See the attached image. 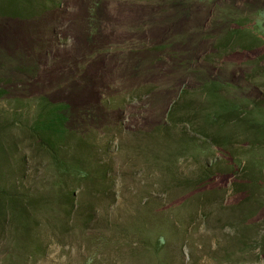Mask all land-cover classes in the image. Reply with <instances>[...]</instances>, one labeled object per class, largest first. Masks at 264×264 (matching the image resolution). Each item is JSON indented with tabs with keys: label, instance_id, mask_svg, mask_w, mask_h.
Here are the masks:
<instances>
[{
	"label": "rangeland",
	"instance_id": "rangeland-1",
	"mask_svg": "<svg viewBox=\"0 0 264 264\" xmlns=\"http://www.w3.org/2000/svg\"><path fill=\"white\" fill-rule=\"evenodd\" d=\"M19 3L0 264H264V0Z\"/></svg>",
	"mask_w": 264,
	"mask_h": 264
},
{
	"label": "trees",
	"instance_id": "trees-1",
	"mask_svg": "<svg viewBox=\"0 0 264 264\" xmlns=\"http://www.w3.org/2000/svg\"><path fill=\"white\" fill-rule=\"evenodd\" d=\"M4 2H8L7 4H3L0 6V17H6L11 19H28L33 16V12L29 8H22V5H20V0H3ZM24 3V2H23ZM27 4L29 2H26ZM240 107H237V105L234 104H228L227 102L220 105V109L210 112L207 119L209 121L222 123L223 121L232 118L235 116V113L238 112ZM221 118V119H220ZM246 121V120H243ZM58 122L63 123L61 119L58 121H52L50 119V122L47 124H44L43 127L49 131H54L55 133L58 132ZM240 129L245 130H251L253 129L252 121H247L245 123H241ZM17 202L18 200L11 196L8 197V203L13 207V209L17 210Z\"/></svg>",
	"mask_w": 264,
	"mask_h": 264
}]
</instances>
